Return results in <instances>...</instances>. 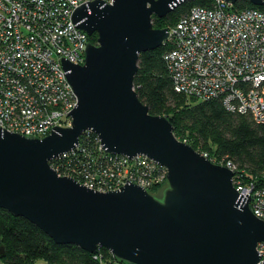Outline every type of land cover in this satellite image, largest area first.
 I'll return each mask as SVG.
<instances>
[{"label":"water","instance_id":"obj_1","mask_svg":"<svg viewBox=\"0 0 264 264\" xmlns=\"http://www.w3.org/2000/svg\"><path fill=\"white\" fill-rule=\"evenodd\" d=\"M186 1L94 0L76 8L71 20L96 34L97 43L87 45L82 65L61 58L78 97L71 125L55 126L42 138L0 127V208L55 243L88 253L104 247L130 264L259 262L264 221L252 212L251 195L235 189L234 171L177 137L170 119L152 113L135 90L140 54L169 39V29L155 28L153 17H166ZM87 131L98 135L105 152L129 160L143 154L166 166L165 198L129 180L102 192L59 176L50 161L78 146ZM5 255L0 241V259Z\"/></svg>","mask_w":264,"mask_h":264},{"label":"built area","instance_id":"obj_2","mask_svg":"<svg viewBox=\"0 0 264 264\" xmlns=\"http://www.w3.org/2000/svg\"><path fill=\"white\" fill-rule=\"evenodd\" d=\"M90 1L94 0H0V127L42 138L55 126L71 125L68 114L78 97L61 58L82 65L87 45L97 43L71 20L76 8ZM234 5L209 0V4L192 6L169 27L165 44L170 49L164 59L177 92L200 100L222 97L227 109L251 115L262 124L264 4L243 9ZM91 135L96 136L92 146ZM209 159L234 171L235 189L251 195L250 208L264 221V185L247 178L245 170L231 161ZM50 165L59 176L72 177L96 191L119 190L127 180L150 193L170 187L166 166L143 154L129 160L123 154L105 152L91 131ZM258 251L257 264H264V242L258 244Z\"/></svg>","mask_w":264,"mask_h":264},{"label":"trees","instance_id":"obj_3","mask_svg":"<svg viewBox=\"0 0 264 264\" xmlns=\"http://www.w3.org/2000/svg\"><path fill=\"white\" fill-rule=\"evenodd\" d=\"M209 4V0H190L182 3L166 17H153L155 28L174 25L180 16L190 12L192 6ZM254 7L249 1L235 3L236 9ZM175 16L169 26L164 22ZM97 35L91 36L96 42ZM170 49L166 43L139 56L134 80L140 99L154 114L167 116L177 137L193 148L207 153L209 158L231 161L246 172L247 178H256L264 185V123H256L251 115L227 109L222 97L200 100L176 91L171 71L164 54ZM91 135V146L96 143ZM184 138V139H183ZM158 190V188H156ZM0 241L6 246V255L0 264H34L42 260L48 264H104L119 262L106 248L88 253L75 244L55 243L34 223L0 208ZM102 257H97L101 256Z\"/></svg>","mask_w":264,"mask_h":264},{"label":"rangeland","instance_id":"obj_4","mask_svg":"<svg viewBox=\"0 0 264 264\" xmlns=\"http://www.w3.org/2000/svg\"><path fill=\"white\" fill-rule=\"evenodd\" d=\"M181 17V16H180ZM179 17V18H180ZM178 19V16H175V17H173V18H171V19H168V21H166V22H164V25L166 26H169L170 24H172V23H174V21H176ZM170 27V26H169ZM165 28H168V27H165ZM184 139V138H183ZM167 189H169V187H165V189H162V190H160V191H156V189L155 190H152V193L151 194H153V195H155V197L157 198V199H159V200H163L164 198H165V191L167 190ZM0 263H1V261H0ZM34 264H48L47 262H44V261H42V260H39V261H37V262H35ZM104 264H110V262H105ZM111 264H122V263H117V262H115V261H113V263H111Z\"/></svg>","mask_w":264,"mask_h":264}]
</instances>
